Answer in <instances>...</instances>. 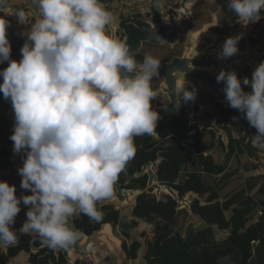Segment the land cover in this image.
<instances>
[{"label": "clouds", "instance_id": "1", "mask_svg": "<svg viewBox=\"0 0 264 264\" xmlns=\"http://www.w3.org/2000/svg\"><path fill=\"white\" fill-rule=\"evenodd\" d=\"M30 3L36 18L24 34L19 62L11 60L9 22L0 17V64L9 62L0 71V93L15 114L14 153L24 156L20 187L33 193L18 198L16 186L0 181V247L17 243L11 226L23 203L30 207L19 232H35L42 247L56 250L79 239L69 222L74 214L102 218L97 205L113 196L120 174L136 155L135 137L157 135L160 115L152 107L151 81L161 64L147 55L136 71L134 53L126 39L109 31L114 17L100 0ZM228 7L248 25L259 21L264 0H229ZM8 11L9 0H0V12ZM14 15L27 25L30 13ZM242 38L226 39L218 59L236 55ZM216 79L225 84L229 106L257 130L253 146L264 149V62L251 79L241 82L237 72L224 70ZM242 83L252 92H245ZM180 97L194 101L196 91L185 88Z\"/></svg>", "mask_w": 264, "mask_h": 264}, {"label": "water", "instance_id": "2", "mask_svg": "<svg viewBox=\"0 0 264 264\" xmlns=\"http://www.w3.org/2000/svg\"><path fill=\"white\" fill-rule=\"evenodd\" d=\"M116 1L122 2L124 0ZM165 1L147 0L145 5L135 9L141 14H146L147 11H150L153 15V23L139 19L124 20L117 24L113 23L110 31L115 37H117L118 30L123 31L130 50L134 55L140 50L143 43H150L155 46L167 45L171 51H177L180 46L182 47L181 56H175L170 62L161 67L164 83L156 95L155 104L152 105L153 110L159 113V121L180 111L186 113L185 118H191L188 135L194 125H198L202 132L212 131L215 133L217 140L221 139L224 142L226 153L228 154L230 151V140L227 132L216 124L201 122L200 119L205 113L198 115L196 108L201 99L212 94L214 101L228 109L229 104L223 92L225 84L224 82L218 83L216 79L220 71H235L242 82L241 74L251 79L254 70L261 62H264V38L254 47L250 41L252 30L261 20V14L258 17L259 21L248 25H244L237 18L232 30L220 34L215 32V30L222 29L218 13H212V21L210 23H205L202 27L192 31L190 27L194 26L198 19L199 5L205 0H177L178 4H164ZM28 6L31 17H29L27 25L19 23L18 18L14 15L15 12L11 9H9L7 15L1 12L8 17L9 27L14 30L10 43L16 39L27 41V36L24 34L29 30L30 24L36 18L29 0ZM130 34L132 35L131 38ZM241 34L243 38L238 44V53L228 59H218V53L222 50V45L226 39ZM185 88L188 91H196V99L194 101L185 103L182 100L180 96ZM242 88L247 93L252 92L251 85H243L242 83ZM161 93L168 95L170 102L168 107L157 106V99ZM178 101H180L179 104H177ZM241 115L243 134L239 138L240 145L247 159L259 166L260 174L264 177V149L254 147L251 142L252 138L258 134L257 130L250 126L242 113ZM158 123L157 133L159 132ZM13 160L12 169L18 163L16 158ZM5 176L0 167V181H3ZM154 181L158 182L157 176L151 178V184ZM148 193L155 195L158 201L161 200L163 195L172 198L177 203V213L181 210H187L192 215V203L196 199L201 206L212 204L203 201L194 191L188 192L181 197L177 189L168 185H155L148 190ZM138 194L139 192L137 191L117 189V194L114 198L104 201L109 200L110 203L118 201L119 205L117 208L130 205L132 211L129 219L138 223H145L143 219L133 217L132 214L136 207L135 198ZM104 201L100 202V204H103ZM216 202L218 201L213 203ZM219 202L223 203L224 200L220 198ZM77 214L80 213L77 212ZM69 222L74 225V216L70 218ZM20 243L30 244L33 248L32 243L28 241H19L14 245ZM103 248L119 259H122L123 254H125L123 240L114 233L111 224L103 225L101 230L96 231L91 236L82 235L75 244L69 248L56 249L55 253L58 257L62 254L69 264H76L78 260H89L93 264H101L103 261L101 249ZM33 250V252H37L34 248Z\"/></svg>", "mask_w": 264, "mask_h": 264}, {"label": "trees", "instance_id": "3", "mask_svg": "<svg viewBox=\"0 0 264 264\" xmlns=\"http://www.w3.org/2000/svg\"><path fill=\"white\" fill-rule=\"evenodd\" d=\"M215 1L225 14L233 17V20L238 18L228 7L229 0ZM24 44L23 41H19L11 45V60L19 62L22 59L21 49ZM3 64H0V69ZM1 79L2 77H0V84L3 83V79ZM221 116L225 122H229L241 116V113L236 109L230 111L222 109ZM5 125L6 122L0 120V139L9 137L5 131ZM179 131L182 142L178 139H170L168 143L171 162L167 167L169 174H166L164 179L175 183L183 166L193 160L199 162L203 166V173L189 174L185 184L177 190L181 192V196L194 191L212 204L201 206L198 200L194 202L192 205L193 214L198 216L205 225L199 229L190 230L183 236L178 232L177 203L170 197L167 198V201L159 202L153 196L150 199L148 195H142L136 215L155 226V231L147 238L145 245L144 258L147 264H221V261L225 259H229L233 264H264V201L257 202L252 196L256 190H258L259 196H264V186H261L264 177L261 175L251 177L243 189L225 197L220 193V190L215 189V180H206V176L213 179V176L223 175L222 182H226L238 174L236 171L227 173V164L233 156L245 155L240 145V136H235L230 140V151L227 154L226 162L216 164L212 156L204 155L203 133L198 127L192 129L188 137L184 135L185 129ZM167 135L168 132H165L164 137ZM187 147L194 149L198 156L193 158L187 155L185 153ZM222 147L225 151V146L222 145ZM164 170L167 173V170ZM246 170L259 171V166L249 163ZM222 197L224 202L220 203L219 199ZM215 201L218 202L213 203ZM258 208L262 209V215L256 223H253ZM111 220L117 223L119 213L110 214L106 220L101 218L95 221ZM139 224L125 218L122 225L124 237L130 239ZM215 226L222 231H230V236L224 241H218L215 236ZM142 247L143 244L139 241L132 242L129 248L125 244L128 259L136 260ZM65 263L66 260L63 258L57 263L56 258L49 256L33 260V264Z\"/></svg>", "mask_w": 264, "mask_h": 264}, {"label": "flooded vegetation", "instance_id": "4", "mask_svg": "<svg viewBox=\"0 0 264 264\" xmlns=\"http://www.w3.org/2000/svg\"><path fill=\"white\" fill-rule=\"evenodd\" d=\"M135 1H137L139 4L136 5V7L132 6L133 12L130 14H121V15L115 14L116 20H114L113 23L117 24L124 20H133V19L150 21L151 23H153L154 22L153 15L150 11H147L146 14H141L139 11L135 10L145 5L147 3V0H135ZM130 4L135 5L134 3H130ZM218 8H220V10H216V12L208 8V12L210 13L211 18H209V20H206L204 24L210 23L212 21V13H218V16H219L220 12H223V9L221 8V6L218 5ZM260 14L262 16V12ZM197 22H198V19L195 25L191 27L192 31L202 26V24L200 26H197ZM234 22L235 20L233 21V25H234ZM220 23H222L221 20H220ZM221 25H222V29L215 30L216 33L223 34L233 29L231 28L230 30L229 29L225 30L224 29L225 26L223 24ZM131 37L132 35L130 34V38ZM117 38H119L120 40H124L126 38V35L123 33V31L118 30ZM157 47L158 48H168L170 50V48L167 45L155 46L150 43H143L140 50L134 55L136 71L141 70L145 56L147 55L153 56V53H154L153 49ZM177 51H174L176 53H179L176 56H181L182 47L180 46ZM168 62L170 61H167V62L165 60L160 61L161 67ZM161 67L159 70L160 72L159 76L154 77L153 80L151 81V87L156 92V95L158 91L160 90L162 84L164 83V79L161 74ZM127 75L134 76L135 74L129 73ZM240 77L243 79L245 75L241 74ZM209 96L213 97L210 101V104L214 106L213 108L217 110L220 113V115H221L222 109L226 111H230L233 109L230 106L228 107V109L224 108L223 106L219 105L216 101H214V96L212 94ZM155 99L156 98L153 99L152 105L155 104ZM201 101L202 99L200 100V102ZM200 102L198 103L197 108H196L197 114L201 115L205 113L204 116L200 119V121L204 123H210L211 121L209 120H211L212 118L213 110H210L209 108H204L203 106H201ZM169 104L170 102H169L168 95L165 93L164 94L161 93L157 99V106L158 107H168ZM185 116H186V113L180 111L172 116L164 117L158 123L159 132L157 133V130H156L157 135H153V136L144 135V136L135 137L134 142L136 145V155L134 156L133 159H131L128 162L125 170L120 174L119 179L114 186L113 196L109 198V199H112L116 196L117 189L132 190V191L139 192V194L135 198L136 207L134 208L133 213H132L133 217L140 218L139 216L136 215V212L138 210L139 204L141 203L140 197L142 195L146 194L150 197V199H151V196L156 198L155 195L153 194L151 195L150 193H148V190L152 189L155 185H159V186L168 185L174 189H180V187L185 184L187 177L185 176L182 177L181 173L178 176L177 182L175 183H171L164 179V176H166V174L167 175L169 174V170L167 167L169 166L171 162L170 160L171 154H170V149L168 147L169 140L178 139L180 142H182L181 137H180V131H179L182 129L186 130V133L184 134L185 137L190 136V134L188 135V127H189L191 118L186 119ZM206 120H208V122H206ZM10 125L11 124L7 122L5 126L6 131L8 130V127ZM225 126L227 125L223 124L221 128L224 129ZM196 127L200 129L198 125H194L192 129ZM224 130L227 132L226 129ZM165 132H168V135L166 137H164ZM10 137L11 136L0 140V167H1V170L6 175L2 182H7L9 183L10 186L12 185L16 186V189H17L16 196L18 198L25 196V195H32L33 193L31 192V190H25L20 187L21 182H22V177L18 174V169L23 167L24 156L23 154L14 153V142L10 139ZM232 138H234V136L233 137L229 136V140H231ZM218 142L224 145V142L221 139H219ZM186 152H187V149L185 150V153ZM14 158L18 160L19 165L17 163L14 169H12L14 165V160H13ZM164 169L167 170V173ZM155 176L158 177V182L154 181L151 184V178ZM179 193L181 196L180 191ZM167 198H168L167 196L163 195L160 201H167ZM118 205H119L118 201H116L115 203H110L109 200L104 201L103 204L98 203L97 205L98 210L103 213L102 218L105 220L109 217L110 214L118 212L119 221L117 223L112 220L104 221V222L95 221L93 219H90L87 215L80 213L77 215L76 214L73 215L74 225L72 226L74 230H77L79 232L80 234L79 237H81L82 235L91 236L96 231L101 230L103 225L111 224L114 233L123 240V248L125 251V254H123V257L126 262V260L128 259V251L125 248V244H127L128 248L131 246L132 243H130L129 240L132 239L133 234H135L136 231L140 229L141 225L139 224L138 228L132 233L130 239L125 238L123 235L122 225L124 223L125 218H127L130 222L132 221L129 219L132 208L130 205L117 208ZM20 207H21V211L15 218V224L12 225L11 228L17 232V235H18L17 243L19 241H28L32 243L33 248L37 250V252H33L34 250L32 246L26 243L12 245L9 248L0 247V264H21L19 263L20 261L23 264H33V260L40 259L45 256H49L50 258H56L57 263H59L62 258L64 259L62 254H60L58 257L55 253V250H52L49 248H43L40 243L41 238L39 237L37 233L31 232L29 234H23L19 232V229L23 226V224L27 220L26 213L29 210L30 206H25L23 203H21ZM179 213L177 215H179ZM145 223L149 229V232L145 233V231H140V236L144 238V246L146 245L147 238L151 235V232L153 233L155 231V230L153 231V228H151L150 226V225L154 226V224H151L146 221ZM154 229H155V226H154ZM106 252L107 250L105 248L101 249V254L103 255V257H104V253ZM103 259L105 262L106 258H103ZM65 264H68V263L66 262ZM76 264H93V262H90L89 260H78Z\"/></svg>", "mask_w": 264, "mask_h": 264}, {"label": "crops", "instance_id": "5", "mask_svg": "<svg viewBox=\"0 0 264 264\" xmlns=\"http://www.w3.org/2000/svg\"><path fill=\"white\" fill-rule=\"evenodd\" d=\"M30 1V0H29ZM28 0H9V9H11L12 11H14V12H16V11H19V10H23V11H25L26 13H30V11H29V9H28ZM30 15H31V13H30ZM0 17H3L6 21L8 20V17H6L5 15H3L1 12H0ZM262 17V16H261ZM234 28V27H233ZM8 31H7V36H8V39H9V41H10V38H11V35H12V33L14 32V30L13 29H11L10 27H8V29H7ZM19 41H22V40H19V39H16V40H14L12 43H11V45H14L15 43H17V42H19ZM24 43H25V41H23ZM9 66V62H6V63H4L3 65H2V68L0 69V71H2V70H4V69H6L7 67ZM3 79V78H2ZM1 79V80H2ZM213 97H210V96H207V97H205L204 99H202V101L200 102V104H201V106H203L204 108H209L210 110H213V115H212V118H211V120H209V121H211L210 123H214V124H216V125H218L219 127H222L223 126V124H226V125H228V124H230V123H233L235 120H237L238 118L239 119H242V115L241 116H239V117H237L236 119H233V120H231V121H229V122H225L224 120H223V118H222V116L220 115V113L217 111V110H215L213 107L214 106H212L211 104H210V101H211V99H212ZM3 99H4V97H3V94L2 93H0V120H2V121H5L6 122V124H7V122L9 123V124H11V125H13L12 127H11V125L9 126L10 128H13L14 129V125H15V114H14V111H13V109H12V105H11V102H10V100H5L4 99V103H3ZM206 122H208V120H206ZM6 126V125H5ZM8 127V130L10 129ZM8 130L6 131V128H5V131H6V133H7V135L8 136H10L9 134H8ZM203 133V140H202V146H203V148H204V150H205V156H212L213 158H214V161H215V163L216 164H224L225 162H226V160H227V153H226V150L224 151V149H223V147H222V145L223 144H220L219 142H218V140L216 139V135H215V133L214 132H212V131H203L202 132ZM214 135H215V137H214ZM2 139H4V138H1L0 140H2ZM215 142V143H214ZM209 146H210V148H209ZM224 146H225V144H224ZM220 147L222 148V151L220 150ZM226 148V147H225ZM186 154L187 155H189V156H191V157H193V158H196L197 156H198V153L196 152V151H194V149H191L190 147H187V152H186ZM223 154V157H222V159H221V155ZM242 157H244V158H247L245 155H235V156H233V160L234 159H236V158H239V159H241L242 160ZM231 159V160H232ZM220 160V161H219ZM248 160V159H247ZM249 163H251L249 160H248V162H246V164H245V166H244V169H245V172H247V174H251V177H253V176H256V175H261L260 174V170L259 171H247L246 170V166L249 164ZM192 165H195V166H197L198 167V169L197 170H199L198 172H195V173H203V166L199 163V162H196V161H191V162H189L186 166H183V168H182V172H181V174H182V177L183 176H185V177H187L188 178V175L189 174H185L184 173V170L185 169H187V168H190V166H192ZM192 174V173H191ZM221 176H223V175H221ZM218 177H220V176H218ZM234 177V176H233ZM211 177H209V176H206V180H211L210 179ZM212 178H216V176H213ZM232 178V177H231ZM230 178V179H231ZM229 179V180H230ZM228 181V180H227ZM191 192V191H190ZM199 195V194H198ZM200 196V195H199ZM229 196V195H228ZM168 197V196H167ZM223 197H225L224 195H223ZM222 197V199L224 200V198ZM202 198V197H201ZM203 199V201H205V202H207L206 201V199L205 198H202ZM197 200V199H196ZM196 200H194L193 201V203H192V205L194 204V202L196 201ZM193 211V210H192ZM182 216H184V217H186L187 216V220L189 221V222H191V221H195V222H198V224H197V226H195L193 229H199V228H201L202 226H204L205 224H204V222L198 217V216H196V215H194L193 213H192V215L187 211V210H181L180 211V213H179V215H178V218H179V222H180V219H181V217ZM192 219V220H191ZM258 219H259V217L257 218V219H255V220H253V223H256L257 221H258ZM140 227H142V228H147L148 229V227H147V225H146V223H140ZM151 226V228H153V231L155 230L154 229V226L153 225H150ZM142 231H145V230H142ZM214 231H215V236H216V239L218 240V241H224V240H226L229 236H230V231H228V230H224V231H222V230H220L218 227H214ZM149 232V231H148ZM188 233V231L185 233V235ZM151 234H152V232H151ZM185 235H183V236H185ZM221 236H224L222 239H221ZM141 242V241H140ZM143 242H144V240H143ZM143 244V247H142V249L140 250V252H139V256H138V258L136 259V260H129V259H127L126 260V262H125V259H124V257L122 258V259H119L117 256H114V255H112L111 253H109L108 251L106 252V253H104V257H103V255L101 254V256H102V259L103 258H106V260H105V262H104V259H103V261H102V263L101 264H111L112 263V260L115 262V264H138L140 261H143V263L144 264H147V262H146V260H145V258H144V250H145V246H144V243H142ZM109 261V262H108ZM23 264V263H22ZM69 264V263H68ZM221 264H233L229 259H225V260H222L221 261Z\"/></svg>", "mask_w": 264, "mask_h": 264}, {"label": "rangeland", "instance_id": "6", "mask_svg": "<svg viewBox=\"0 0 264 264\" xmlns=\"http://www.w3.org/2000/svg\"><path fill=\"white\" fill-rule=\"evenodd\" d=\"M129 3H134L135 5H138L139 3L135 0H127ZM167 3H174V4H178L177 0H166L164 4ZM208 8L212 9V11L216 10H220V8H218V5L216 4L215 0H205L203 1L200 5H199V13H198V22H197V26H200L202 24H204V22L206 20H209V18H211L210 13L208 12ZM114 20H116V15L113 14ZM208 18V19H207ZM218 18H220L221 20V24H223L225 26V30H230L231 28H233V17L230 15L225 14L224 12H220ZM201 26V27H202ZM193 27V26H191ZM190 27V30H191ZM194 31V30H193ZM153 57L159 59V61H163L165 60L167 61H171L176 55H178L179 53H176L174 51H170L168 48H154L153 49ZM178 52V51H177ZM180 52V50H179ZM247 77V76H245ZM1 110V109H0ZM13 125H11L12 127ZM10 128V127H9ZM229 134V136L231 137H241V135L243 134V129H242V119H237L235 120L233 123L228 124L227 126H225V128ZM8 134L11 136L13 134V128H10L8 130ZM215 143V142H214ZM210 148V146H209ZM220 150L222 151V148L220 147ZM223 157V154L221 155V159ZM220 161V160H219ZM246 162H248L247 158L242 157V160L239 158L236 159H232L230 160V162L227 164V173H234L236 171V173L238 172V174H235L234 177H232L230 180L226 181V182H222L223 176L220 177H216L211 179V181L215 180V184L214 187L216 190H220V193L224 196H228V195H232L236 192H238L239 190L243 189L246 186V183L248 182V180L251 178V174H247V172H245L244 166L246 164ZM198 167L195 165L190 166V168H187L184 170L185 174H191V173H195L198 172L199 170H197ZM261 186H264V181L261 183ZM259 186V187H261ZM256 190L252 196L256 199L257 202L260 201H264V196L262 195H258ZM262 211L261 208L257 209L256 215L254 216V219H257L258 217H260L259 213ZM192 220V219H191ZM198 222H195L194 220L189 222L187 220V216L184 217L182 216L179 222V226H178V232H180L182 235H185V233L187 231L193 230V228L195 226H197ZM145 230V233H148L149 229L147 228H142L140 227V229L138 231H136L135 234H133L132 239L129 240L130 243L134 242V241H141L140 243H144L143 240L144 238L142 236H140V231ZM224 236H221V239ZM109 262V261H108ZM19 263L22 264V262L20 261ZM111 264H115V262L112 260ZM138 264H144L143 261H140Z\"/></svg>", "mask_w": 264, "mask_h": 264}, {"label": "built area", "instance_id": "7", "mask_svg": "<svg viewBox=\"0 0 264 264\" xmlns=\"http://www.w3.org/2000/svg\"><path fill=\"white\" fill-rule=\"evenodd\" d=\"M100 2L105 6V8L108 11L116 15L130 14L133 12L132 6L136 7V5L130 4L127 0H124L122 2L116 0H109V1L100 0ZM29 17H31V15ZM263 38H264V10H262L261 20L252 30V33L250 35V41L252 46L253 47L256 46L258 43L262 41ZM259 215L260 216L262 215V211L259 213Z\"/></svg>", "mask_w": 264, "mask_h": 264}]
</instances>
